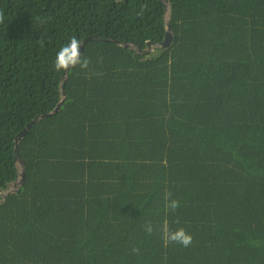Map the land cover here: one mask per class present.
Listing matches in <instances>:
<instances>
[{"label":"trees","instance_id":"obj_1","mask_svg":"<svg viewBox=\"0 0 264 264\" xmlns=\"http://www.w3.org/2000/svg\"><path fill=\"white\" fill-rule=\"evenodd\" d=\"M169 2L0 0V264H264V0Z\"/></svg>","mask_w":264,"mask_h":264},{"label":"clouds","instance_id":"obj_2","mask_svg":"<svg viewBox=\"0 0 264 264\" xmlns=\"http://www.w3.org/2000/svg\"><path fill=\"white\" fill-rule=\"evenodd\" d=\"M4 15L0 12V23H3ZM81 41L75 36L71 37L67 43H65L56 53L55 59L53 61V68L56 71H68L79 67L82 70L89 68L91 59L89 57H83L81 54ZM102 61V57L98 58ZM165 209L168 212H176L180 207V201L173 198L170 191H165L164 193ZM179 224V220L176 221ZM144 231L149 235L153 234L154 231H159L161 239L163 240L165 246L169 243L179 244L185 248L192 244L193 237L184 227L171 228L167 221H164L161 225L154 226L151 222L146 223L144 226ZM134 253L139 252V248H133Z\"/></svg>","mask_w":264,"mask_h":264},{"label":"water","instance_id":"obj_3","mask_svg":"<svg viewBox=\"0 0 264 264\" xmlns=\"http://www.w3.org/2000/svg\"><path fill=\"white\" fill-rule=\"evenodd\" d=\"M166 6L168 7V19H167V32H166V35H165V39L161 42V43H158V44H155L154 42H151V41H148L147 42V52H151V49L153 48V46L155 47H160V48H166L168 46H170V44L173 42V35H172V26L170 25L169 23V16H170V9H171V4L169 2V0H162ZM89 40H99L98 38H93V37H88L86 39L83 40L82 42V46H81V49L80 51L82 52L83 48H84V45L87 41ZM125 47H129L130 45L128 43H125L124 44ZM134 47V46H133ZM135 50H137L138 52H143L142 49L140 48H136L134 47ZM67 79H68V71H65L63 76H62V82H61V85H60V93H61V100L60 102L57 104V106L55 107V109L48 113V114H44V115H40V116H37L35 118H33L31 120V122L28 123V125L16 136L15 138V141H14V144H15V159H16V162H17V165L19 167V178L14 181V183H12L10 185L11 189L5 191L4 193V198H7V196L11 193H14V192H18L21 187L23 186L24 184V181H25V178H26V167H25V164L20 156V142L21 140L26 136V134L30 131V128L36 124L39 120L41 119H45L53 114H56L60 111L61 107H62V104L64 103L65 99L67 98V94H66V82H67ZM2 194V192H0V195Z\"/></svg>","mask_w":264,"mask_h":264},{"label":"rangeland","instance_id":"obj_4","mask_svg":"<svg viewBox=\"0 0 264 264\" xmlns=\"http://www.w3.org/2000/svg\"><path fill=\"white\" fill-rule=\"evenodd\" d=\"M151 50H154V47Z\"/></svg>","mask_w":264,"mask_h":264},{"label":"flooded vegetation","instance_id":"obj_5","mask_svg":"<svg viewBox=\"0 0 264 264\" xmlns=\"http://www.w3.org/2000/svg\"><path fill=\"white\" fill-rule=\"evenodd\" d=\"M63 104H64V103H63ZM63 104H62V105H63Z\"/></svg>","mask_w":264,"mask_h":264}]
</instances>
